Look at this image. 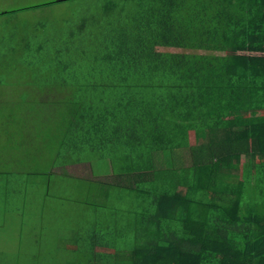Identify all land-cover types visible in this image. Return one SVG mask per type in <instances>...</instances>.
Wrapping results in <instances>:
<instances>
[{"label":"trees","instance_id":"obj_1","mask_svg":"<svg viewBox=\"0 0 264 264\" xmlns=\"http://www.w3.org/2000/svg\"><path fill=\"white\" fill-rule=\"evenodd\" d=\"M61 3L60 20L11 19ZM0 16L2 65L32 72L23 98L50 114L8 116L1 204L76 186L58 198L95 217L70 264H264V0H45ZM42 130L54 157L29 165Z\"/></svg>","mask_w":264,"mask_h":264},{"label":"rangeland","instance_id":"obj_2","mask_svg":"<svg viewBox=\"0 0 264 264\" xmlns=\"http://www.w3.org/2000/svg\"><path fill=\"white\" fill-rule=\"evenodd\" d=\"M40 1L45 0H0V10L9 6ZM69 6H71L70 3H61L38 9H29L11 15V19H16L14 21L16 23L19 20L22 23H37L45 19L60 20L65 16ZM6 17L0 16V40L9 29L4 22ZM0 51H4L3 48H0ZM12 61L13 58L5 63L0 60V158L1 152H3L1 146L9 141L4 130V128H7L8 116H18L21 112H24L21 109L18 110L20 103L23 104V108L34 109L33 112H30V115L40 118L50 116L48 107L45 106L43 100L35 96L30 99L23 98V92L25 91L22 90L28 87L32 72L30 74L26 73L25 65H21L20 68H5L8 65H2ZM38 81H42L40 77ZM47 119L45 121L40 119V123H38L37 119L32 118L31 120L35 123H32L31 126L48 125ZM30 136L39 138L28 148L31 152L28 164L34 165L40 162L37 157L33 156H45L46 161L49 163L54 155L52 156L53 152L48 145L50 139H47L48 134H46V131L42 130L39 135L30 133ZM197 138L198 133L191 132V140L195 142ZM38 146L40 148L42 146L41 150ZM34 159H37V161ZM24 175L26 173L19 174L18 178L22 180ZM65 183L64 185L59 182L56 183L48 193L44 191L45 196L41 194L32 196L36 203L25 210L20 209V206L17 205H3L0 203L1 264H70L78 259V256L68 247L75 245L73 240L75 232L90 223L95 214L91 213V210L81 203H76L74 200L61 201L58 198L57 195L59 194L74 197H80L81 195L76 186L70 185V182L66 180ZM86 242L83 240V242L79 241L78 244L83 247ZM102 249L108 250L107 248ZM46 254L47 260L45 258Z\"/></svg>","mask_w":264,"mask_h":264}]
</instances>
